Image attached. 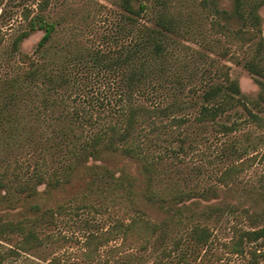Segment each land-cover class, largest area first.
<instances>
[{
  "label": "rangeland",
  "instance_id": "rangeland-1",
  "mask_svg": "<svg viewBox=\"0 0 264 264\" xmlns=\"http://www.w3.org/2000/svg\"><path fill=\"white\" fill-rule=\"evenodd\" d=\"M38 1L0 3V29L4 35L0 44V169H7V173L24 175L43 158L49 170L66 162L68 152L62 134L73 121L84 126L75 132L85 134L98 123L118 119L120 72L104 63L117 56L120 44H129L134 36L119 0H50L45 13L57 25L45 51L46 66L48 71L66 76L69 83L55 88L43 83L30 84L23 89L17 87L13 94L5 79L27 65L11 51V42L26 22L22 8L36 10ZM160 1H147L149 7L142 22L153 24ZM165 1L180 20L181 30L172 35L175 43L170 47L165 72L153 79L144 93H136L134 99L145 109L136 132L153 163L151 178L147 180L136 162L112 155L99 163L115 175L124 170L128 180L123 183L104 177L89 184L92 175L79 171L49 196L18 203L15 209L0 202V215L11 217H19L22 211L34 214L35 205L42 210L59 203L89 204L78 215L62 213L44 223L41 235L49 238L37 252L40 260L47 261L56 254L72 258L88 230L104 229L116 218H127L137 207L168 222V247L173 238L183 240L185 230L197 220L213 229L215 246L220 252V243L229 239L233 225L251 228L264 224V130L248 121L242 105L219 117L221 121L239 124L231 133L215 131L210 122L196 119L200 95L207 84L220 80L216 72L223 65L229 67L231 78L238 81L247 106L264 114V99L259 98L261 86L244 66L249 60L264 57V46H258L261 38L264 45V36L238 46L213 26L212 20L218 16L210 0ZM230 5L231 0H219L220 7ZM259 13L264 30V4ZM231 25L236 27L240 23L231 21ZM41 36L42 30L33 31L21 42L20 49L32 54ZM95 53L102 54L101 62H97ZM258 78L264 81V76ZM89 115L98 118V123L89 124ZM177 118L182 122L175 121ZM10 120L19 127L21 137H9ZM26 132L32 135L29 140L24 138ZM242 160L250 165L234 181L229 185L217 181L221 170ZM209 205L222 211L206 218L200 212ZM243 209L250 214H262L251 218ZM236 213L242 214L241 218ZM6 244L0 241V248ZM160 248H151L133 264H152ZM216 264L251 263L248 257L224 254Z\"/></svg>",
  "mask_w": 264,
  "mask_h": 264
},
{
  "label": "trees",
  "instance_id": "trees-1",
  "mask_svg": "<svg viewBox=\"0 0 264 264\" xmlns=\"http://www.w3.org/2000/svg\"><path fill=\"white\" fill-rule=\"evenodd\" d=\"M147 1L119 0L120 7L126 13L125 17L130 20L134 36H131L129 44H120L117 56L104 63L105 67L118 69L120 72L118 119L98 123V118L89 115L86 118L89 124L98 123V126L85 131V134L75 132L77 128L84 127L82 123L73 121L69 124L68 130L62 134L63 138H66L67 161L58 167L47 169L43 158L42 162L36 161L32 169L24 175L15 171L7 173V169H0L1 203L15 209L18 203L43 198V195L49 196L53 190L69 183L79 171L92 175L89 184L104 177L123 183L128 180L124 170L115 175L112 169L99 163L112 155H121L136 162L147 180H150L153 163L148 159L142 140L136 132L141 112L145 109L135 104L134 99L136 93H144L150 82L165 72L170 47L175 43L172 35L180 33L181 22L171 13L165 0L160 1L161 8L152 25L142 22L141 19L149 7ZM210 2L218 16L212 20L213 26L231 43L240 46L258 36H264L259 13L264 0H231L229 8L220 7L219 0ZM49 3L50 0H39L36 10L27 6L22 8V18L26 22L24 28L13 38L11 51L17 53L18 60L25 63L27 68L5 79L13 94L17 87L23 89L30 84L43 83L55 88L69 83L66 76L54 74L48 71L46 66L48 60L45 51L57 25L45 13ZM231 21H237L240 25L233 27ZM35 30H42V36L33 51L40 60L33 53L29 54L20 49L21 42ZM3 38L0 29V44ZM262 40L263 38L258 41L259 47L264 46ZM95 56L97 62H101L102 54L95 53ZM244 66L260 84L259 98L264 99V81L258 78L264 76V57L249 60ZM216 73L220 80L207 84L200 95L197 121L210 122L215 131L231 133L239 124L221 121L219 117L235 106L242 105L247 112L248 121L264 130V114L247 106L238 81L229 74V67L223 65ZM175 121L182 122V119L177 118ZM8 129L10 138L22 136L19 127L11 120ZM23 135L25 139L32 138L30 132ZM248 165L250 164H246L245 160L228 165L216 179L223 185H229ZM145 193L150 197L148 192ZM81 199L84 200L85 195H82ZM88 205L83 201L73 205L59 203L42 210L35 205L34 214L22 211L19 217L0 215V241L7 243L0 248V264H133L141 254L158 246L161 248L152 264H216L224 254L248 257L251 264L264 261V224L251 228L240 224L233 225L229 239L220 243V252L215 246L213 229L207 223L197 220L185 230L183 240L173 238L171 246L168 247V222L150 216L140 207L127 218H116L104 229L88 230L72 258L56 254L47 261L40 260L37 252L49 238L47 235H41L44 223L53 221L62 213L78 215L79 211ZM228 209L234 211L235 208L229 206ZM219 211H222L220 207L209 205L200 213L206 218H211ZM243 212L255 219L257 215L262 214H250L246 209H243ZM236 214L237 218H241L242 214Z\"/></svg>",
  "mask_w": 264,
  "mask_h": 264
}]
</instances>
